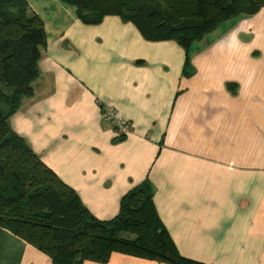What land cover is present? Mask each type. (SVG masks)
<instances>
[{
  "label": "crops",
  "instance_id": "0c3cea01",
  "mask_svg": "<svg viewBox=\"0 0 264 264\" xmlns=\"http://www.w3.org/2000/svg\"><path fill=\"white\" fill-rule=\"evenodd\" d=\"M47 46L34 94L13 130L100 220L148 181L164 227L184 256L205 264H264V7L246 19L260 37L188 58L174 40H149L131 20L79 18L63 0H27ZM131 124L117 138L105 112ZM0 264H52L0 226ZM163 264L113 253L105 262ZM170 264V263H166Z\"/></svg>",
  "mask_w": 264,
  "mask_h": 264
},
{
  "label": "trees",
  "instance_id": "16d2710c",
  "mask_svg": "<svg viewBox=\"0 0 264 264\" xmlns=\"http://www.w3.org/2000/svg\"><path fill=\"white\" fill-rule=\"evenodd\" d=\"M63 1L89 24L107 15L131 20L149 40L176 41L188 58L192 44L219 23L264 7V0ZM46 46L43 21L28 1L0 0V226L47 254L52 264L105 262L116 252L163 264H205L177 251L148 181L122 198L114 218L100 220L13 130L10 118L34 94Z\"/></svg>",
  "mask_w": 264,
  "mask_h": 264
},
{
  "label": "rangeland",
  "instance_id": "374dc122",
  "mask_svg": "<svg viewBox=\"0 0 264 264\" xmlns=\"http://www.w3.org/2000/svg\"><path fill=\"white\" fill-rule=\"evenodd\" d=\"M252 16L234 17L219 23L215 29L208 32L200 41L192 44L189 49L191 55L199 52L213 51L220 43L225 44V41L230 45L234 43L237 46V37H240L244 41L243 45H247L249 42L247 38H254V34L250 35L244 31L247 25L246 19H250ZM253 41L255 42L253 46L255 48L251 49V53L254 56H259V52H261L259 35Z\"/></svg>",
  "mask_w": 264,
  "mask_h": 264
},
{
  "label": "built area",
  "instance_id": "2783aa9c",
  "mask_svg": "<svg viewBox=\"0 0 264 264\" xmlns=\"http://www.w3.org/2000/svg\"><path fill=\"white\" fill-rule=\"evenodd\" d=\"M104 118L106 121H113L115 123L118 135H125L131 131V124L127 120L117 117L113 109L107 110Z\"/></svg>",
  "mask_w": 264,
  "mask_h": 264
}]
</instances>
